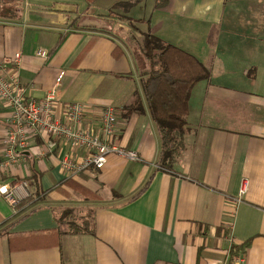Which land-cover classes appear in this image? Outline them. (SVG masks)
Returning <instances> with one entry per match:
<instances>
[{"label": "crops", "instance_id": "obj_1", "mask_svg": "<svg viewBox=\"0 0 264 264\" xmlns=\"http://www.w3.org/2000/svg\"><path fill=\"white\" fill-rule=\"evenodd\" d=\"M12 5L15 16L0 19V62L20 54L24 94L42 99L63 72L54 116L61 120L67 105L82 104L81 128L98 134L101 109L113 108L110 143L136 159L110 154L102 169L69 176L59 167L65 146L38 158L43 142L30 140L17 164L0 168V183L26 182L21 201L32 192L21 179L33 169L49 193L19 214L0 198V264H264V0ZM118 17L210 72L191 91L184 147L169 170L159 164L160 133L149 114L121 116L140 76L137 48L125 41L129 32ZM6 115L0 101V139ZM86 155L75 151V163ZM66 209L82 212L83 227L74 218L59 221Z\"/></svg>", "mask_w": 264, "mask_h": 264}, {"label": "built area", "instance_id": "obj_2", "mask_svg": "<svg viewBox=\"0 0 264 264\" xmlns=\"http://www.w3.org/2000/svg\"><path fill=\"white\" fill-rule=\"evenodd\" d=\"M37 55L42 58L48 57L46 52H38ZM20 64V54H14L7 62H0V101L7 111L4 135L0 139L2 170L8 171L20 161L22 153L29 151V141L32 139H39L44 145L43 149L34 153L38 158L52 154L58 143L65 146L66 152L59 160V167L69 176H74L87 167L102 169L110 154L129 160L136 159L134 152L125 151L110 143L117 120L113 108L101 109L98 134L81 128L85 115V107L82 104L67 105L60 120L54 116L53 109L63 72L57 76L55 86L46 92L42 99L35 100L27 97L21 87L18 77ZM79 149L84 150L87 155L81 164H76L73 155ZM19 192L28 195L26 182H20L16 186L0 183V198L12 206L20 201ZM240 263L236 261L234 264Z\"/></svg>", "mask_w": 264, "mask_h": 264}, {"label": "trees", "instance_id": "obj_3", "mask_svg": "<svg viewBox=\"0 0 264 264\" xmlns=\"http://www.w3.org/2000/svg\"><path fill=\"white\" fill-rule=\"evenodd\" d=\"M12 1L0 0V19L15 16ZM118 20L126 21L123 18H118ZM133 27L129 28L130 35H138L142 39L140 41L132 36L129 38L130 42L138 44L134 60L139 70L140 87L139 91L134 93L131 103L122 108L121 116L128 119L132 115H141L145 112L149 114L160 133L159 164L163 169L169 170L175 163L178 153L184 147L183 139L186 134V116L191 91L199 82L208 80L210 72L196 58L164 43L149 33H139ZM90 168H85L75 176ZM40 179L41 174L36 173L33 169L27 177L21 179L30 182L32 192L30 196L14 206L17 214L45 200L49 192L42 191ZM69 186L72 187L71 184ZM80 193L84 195L87 194V191L82 190ZM83 199L88 201L85 197ZM74 213V209L64 210L59 216V221L73 219ZM12 225L4 232L8 231ZM88 225L89 223L86 226ZM69 229L74 234L83 233L81 229L73 225H70Z\"/></svg>", "mask_w": 264, "mask_h": 264}, {"label": "rangeland", "instance_id": "obj_4", "mask_svg": "<svg viewBox=\"0 0 264 264\" xmlns=\"http://www.w3.org/2000/svg\"><path fill=\"white\" fill-rule=\"evenodd\" d=\"M142 13H146V14H148V10H145V11H143ZM118 18H123L124 20H126V21H124V23L126 24V28H127V30L128 31H126V33L127 32H129V34H128V36H127V38L125 39V41L126 42H128V43H130L131 45H132V47L133 48H138V44L136 45V44H133L132 42H130V40H129V38H130V36H132V35H130L131 34V31H130V29L129 28H131V26L133 27L134 25L131 23V22H127V19L126 18H124V17H118ZM118 18H116V19H118ZM120 23H123V22H119V24ZM135 27V26H134ZM133 27V28H134ZM136 28V27H135ZM136 30L138 31V29L136 28ZM139 33H141L140 31H138ZM118 33V32H117ZM116 33V34H117ZM143 34V33H142ZM137 38V39H139L140 41L142 40L141 39V37L140 36H138V35H133L132 36V38ZM79 209V208H78ZM78 209L75 211V213H74V224L75 225H78L79 227H83V224H80L81 223V216H82V212H80V211H78ZM82 210H85V209H82ZM68 220V219H67ZM72 220V219H71Z\"/></svg>", "mask_w": 264, "mask_h": 264}]
</instances>
